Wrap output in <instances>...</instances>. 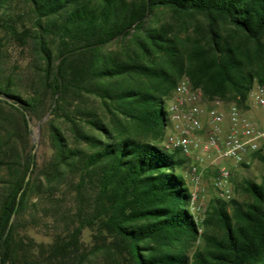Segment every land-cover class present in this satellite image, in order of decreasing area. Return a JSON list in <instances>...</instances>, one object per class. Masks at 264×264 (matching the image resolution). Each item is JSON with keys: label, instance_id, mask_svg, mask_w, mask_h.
Wrapping results in <instances>:
<instances>
[{"label": "trees", "instance_id": "trees-1", "mask_svg": "<svg viewBox=\"0 0 264 264\" xmlns=\"http://www.w3.org/2000/svg\"><path fill=\"white\" fill-rule=\"evenodd\" d=\"M0 28V264H264V175L198 222L184 159L160 147L182 74L242 108L264 87V0H0ZM8 37L29 48L25 93L2 71ZM89 96L100 112L74 103ZM47 114L39 164L30 123ZM41 201L60 227L48 244L22 231Z\"/></svg>", "mask_w": 264, "mask_h": 264}, {"label": "built area", "instance_id": "built-area-1", "mask_svg": "<svg viewBox=\"0 0 264 264\" xmlns=\"http://www.w3.org/2000/svg\"><path fill=\"white\" fill-rule=\"evenodd\" d=\"M246 103L264 109V87L253 84ZM167 112L170 131L165 133L160 147L187 158L191 202L199 201L208 190L215 198L230 200L232 168L227 159L232 161V167L247 164L252 154L264 146V123L235 103L219 98L208 100L186 76L176 82Z\"/></svg>", "mask_w": 264, "mask_h": 264}, {"label": "rangeland", "instance_id": "rangeland-1", "mask_svg": "<svg viewBox=\"0 0 264 264\" xmlns=\"http://www.w3.org/2000/svg\"><path fill=\"white\" fill-rule=\"evenodd\" d=\"M158 24L164 22H172L171 15L168 12L159 11L158 12ZM173 23V22H172ZM2 29L0 28V35H2ZM117 45L113 44L108 47V49H116ZM3 62H2V71L6 75L8 73H13L16 77L23 78L22 80L17 81V86L19 91L25 93L28 90V84L26 82L28 77V68L31 63V55L29 53V48L27 46H22L16 39L8 37L4 42L3 47ZM181 76H186L182 74ZM170 98V96H169ZM84 101V102H81ZM81 101H76L74 103L85 106L90 109L100 110L99 101L94 96H89L82 98ZM169 101V99H168ZM72 108V106H71ZM70 108V109H71ZM166 108V106H165ZM244 109L248 110V114L260 123H264V109H260L253 106H247ZM100 112V111H99ZM48 114L45 115L41 120L33 119L30 123L32 143L34 144V153L36 155L38 163H42L44 159L49 157V138L47 129L41 128L45 125V121L48 118ZM170 131V125L167 126L165 132ZM67 133L68 125H67ZM260 154L264 155V146L259 150ZM184 159V166L182 170L185 183L189 188L190 192L192 191V186L188 179V160L184 156L180 155ZM227 164L232 168L231 173V183H232V196L231 199L236 200L239 203H247L250 200V196L244 190L245 180H253L256 183H260L262 176L264 175V163H262L255 154H252L249 162L247 164H242L237 167H232V161L227 159ZM208 175V173L206 174ZM73 192L67 194V210L74 208L75 204L73 201ZM214 194L212 190H208L204 196L201 197L196 203L189 202V211L193 214L195 219L198 222H201L207 214V209L211 200L213 199ZM230 211V207L228 208ZM35 215L39 218L38 224H31L29 228H22L23 233L26 234L29 238L34 239L37 244H48L52 241L53 234H55L60 228L57 224L56 217L53 216L52 212H49L48 205L46 206L44 202H40L37 206ZM29 219L28 216L24 218V223ZM70 220V218H69ZM27 227V226H26ZM81 248L87 252L93 250V237L89 229H84L80 235ZM104 255L95 254L90 256L88 264H106Z\"/></svg>", "mask_w": 264, "mask_h": 264}]
</instances>
